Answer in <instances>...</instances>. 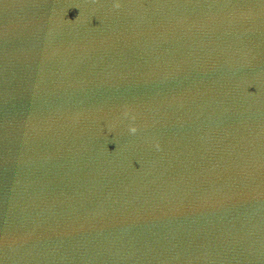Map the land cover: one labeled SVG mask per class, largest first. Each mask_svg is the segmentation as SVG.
Returning <instances> with one entry per match:
<instances>
[{
  "label": "water",
  "instance_id": "95a60500",
  "mask_svg": "<svg viewBox=\"0 0 264 264\" xmlns=\"http://www.w3.org/2000/svg\"><path fill=\"white\" fill-rule=\"evenodd\" d=\"M0 264H264V0H0Z\"/></svg>",
  "mask_w": 264,
  "mask_h": 264
},
{
  "label": "clouds",
  "instance_id": "9594fccd",
  "mask_svg": "<svg viewBox=\"0 0 264 264\" xmlns=\"http://www.w3.org/2000/svg\"><path fill=\"white\" fill-rule=\"evenodd\" d=\"M123 115H124L126 118H128V114H127V113H124ZM130 131L135 132L136 129H135L134 127H132V128H130Z\"/></svg>",
  "mask_w": 264,
  "mask_h": 264
}]
</instances>
